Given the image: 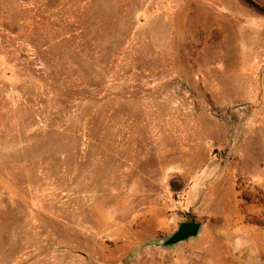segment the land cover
Wrapping results in <instances>:
<instances>
[{
    "label": "rangeland",
    "instance_id": "obj_1",
    "mask_svg": "<svg viewBox=\"0 0 264 264\" xmlns=\"http://www.w3.org/2000/svg\"><path fill=\"white\" fill-rule=\"evenodd\" d=\"M0 264H264V0H0Z\"/></svg>",
    "mask_w": 264,
    "mask_h": 264
},
{
    "label": "water",
    "instance_id": "obj_2",
    "mask_svg": "<svg viewBox=\"0 0 264 264\" xmlns=\"http://www.w3.org/2000/svg\"><path fill=\"white\" fill-rule=\"evenodd\" d=\"M201 224L198 222L181 223L178 229L164 240L161 245L164 247L186 241L199 234Z\"/></svg>",
    "mask_w": 264,
    "mask_h": 264
}]
</instances>
